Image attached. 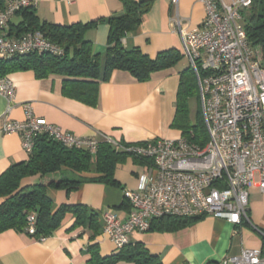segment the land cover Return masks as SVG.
<instances>
[{
	"label": "crops",
	"instance_id": "1",
	"mask_svg": "<svg viewBox=\"0 0 264 264\" xmlns=\"http://www.w3.org/2000/svg\"><path fill=\"white\" fill-rule=\"evenodd\" d=\"M35 13L47 23L69 26L104 19L84 32L92 52L103 57L107 49L109 25L105 19L124 12L122 0H35ZM184 20L186 29L197 27L203 8L197 0H153L144 21L121 40L126 48L138 47L154 58L159 52L177 50L182 55L180 37L169 20L175 12ZM22 20L14 14L6 28L8 37ZM178 62L157 70L148 80L139 81L126 70H113L98 84L95 104H87L63 93V77L51 74L36 77L32 70L15 71L7 75L15 86L13 107L7 111V100L0 95V174L10 165L27 159L17 133H4L5 120L22 121V105H30L35 116L58 125L63 131L81 137L103 139L109 136L122 143L132 144L154 138H177L180 131L172 128L176 110L179 75ZM152 170L150 163H138L127 156L113 172L117 185L83 181L71 191L48 186L47 195L53 208L61 205H81L86 208L84 223H75L72 212L65 213L59 226L43 239H34L24 231L8 229L0 232V264H88L89 247L96 246L103 257L115 253L112 242L102 234V213L110 211L119 218L127 217L129 204L124 190H134L139 175ZM86 175L87 174H83ZM46 182L38 175L25 177L21 186ZM97 230L89 226V216ZM248 214L251 222L264 227V193L252 189ZM129 244L141 243L161 264H219L238 255L242 248L264 249V239L247 223L233 225L222 218L202 216L177 230L148 229L130 234ZM113 264H135L121 259Z\"/></svg>",
	"mask_w": 264,
	"mask_h": 264
},
{
	"label": "built area",
	"instance_id": "2",
	"mask_svg": "<svg viewBox=\"0 0 264 264\" xmlns=\"http://www.w3.org/2000/svg\"><path fill=\"white\" fill-rule=\"evenodd\" d=\"M179 0H171L177 6ZM203 8L200 24L186 29L177 10L171 28L180 37L182 55L196 78L199 102L208 139L199 145L189 139L154 138L122 145L109 136L103 140L130 155L146 160L152 170L139 175L134 190H124L127 217L102 213V234L116 249L129 244L130 234L150 228L161 216L210 215L233 225L247 223L264 239V227L248 214L252 189L264 193V65L247 42L244 14L253 0H197ZM35 0H6L0 9V58L35 52L62 56L64 49L39 31L8 37L5 28L21 9ZM0 95L13 107L15 86L0 77ZM22 121L5 120L4 133H17L28 154L38 136L45 135L66 148L95 153L99 140L63 131L22 105ZM36 213L27 216L26 231L35 232ZM43 239V238H42ZM219 264H264V249L242 248Z\"/></svg>",
	"mask_w": 264,
	"mask_h": 264
},
{
	"label": "trees",
	"instance_id": "3",
	"mask_svg": "<svg viewBox=\"0 0 264 264\" xmlns=\"http://www.w3.org/2000/svg\"><path fill=\"white\" fill-rule=\"evenodd\" d=\"M152 1L122 0L123 14L105 19L109 32L103 57L92 52L90 41L84 39V32L104 19L62 26L40 21L34 6L25 7L17 12L22 20L10 30L9 35L19 37L27 31H39L49 41L62 46L64 54L54 56L31 52L0 58V77L22 70H32L36 77L61 75L63 93L91 105L97 101L99 82L107 79L113 70H126L137 80L146 81L153 72L172 66L181 56L173 49L150 58L138 47L123 46L122 38L144 21ZM5 3L6 0H0V9L4 8ZM244 28L247 42L264 65V0L252 1L244 14ZM191 98L196 100L194 120L189 116ZM171 127L179 130L180 136L199 145L208 139L197 82L190 66L179 75L176 110ZM127 156L138 163H148L103 139L99 140L95 153H91L86 149L66 148L45 135L38 136L27 159L10 165L0 174V232L13 229L27 233V216L31 212L36 213L35 232L29 234L34 239L50 235L67 212L74 214L75 223H84L85 207L61 205L53 208V202L46 192L47 187L64 188L68 192L87 180L117 185L113 172L116 165ZM36 175L46 179V182L21 186L23 178ZM90 215L89 226L97 230L93 214ZM201 217L161 216L150 220V228L177 230ZM89 253L88 264H113L121 259L131 260L135 264H161L158 257L150 254L141 243L127 244L103 257L97 253L96 246L91 245Z\"/></svg>",
	"mask_w": 264,
	"mask_h": 264
},
{
	"label": "rangeland",
	"instance_id": "4",
	"mask_svg": "<svg viewBox=\"0 0 264 264\" xmlns=\"http://www.w3.org/2000/svg\"><path fill=\"white\" fill-rule=\"evenodd\" d=\"M177 62H178V67H181L183 70H185L187 67H189L188 59L186 57H184L183 55L180 56V58L178 59ZM195 110H196V100L194 98H191V99H189V116H190L191 120H194V118H195Z\"/></svg>",
	"mask_w": 264,
	"mask_h": 264
}]
</instances>
